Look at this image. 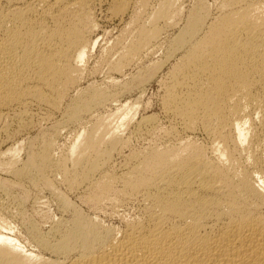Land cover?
Returning <instances> with one entry per match:
<instances>
[{
  "label": "bare ground",
  "instance_id": "obj_1",
  "mask_svg": "<svg viewBox=\"0 0 264 264\" xmlns=\"http://www.w3.org/2000/svg\"><path fill=\"white\" fill-rule=\"evenodd\" d=\"M0 264H264V0H0Z\"/></svg>",
  "mask_w": 264,
  "mask_h": 264
},
{
  "label": "rangeland",
  "instance_id": "obj_2",
  "mask_svg": "<svg viewBox=\"0 0 264 264\" xmlns=\"http://www.w3.org/2000/svg\"><path fill=\"white\" fill-rule=\"evenodd\" d=\"M150 87V88H149ZM148 92H147V94H145V96H144V102L145 103H147V102H150L149 100H151V103L152 104H154V102L156 101V93H157V88H156V86L155 85H152V86H148ZM146 98V99H145ZM150 98V99H149ZM128 99V100H127ZM136 98L134 97H132L131 98V96L129 97V98H126L125 99V102L127 101V102H131V101H133V100H135ZM131 100V101H130ZM147 101V102H146ZM155 110L157 109V107H156V105H155V108H154ZM148 113H150V112H148ZM141 114H142V112H141ZM67 139V138H66Z\"/></svg>",
  "mask_w": 264,
  "mask_h": 264
}]
</instances>
